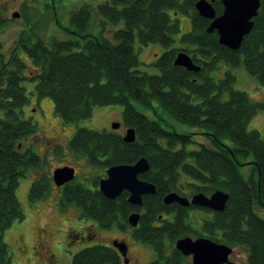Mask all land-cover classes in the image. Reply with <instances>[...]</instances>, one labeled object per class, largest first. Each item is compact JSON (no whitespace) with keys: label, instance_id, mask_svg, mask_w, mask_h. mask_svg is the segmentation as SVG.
I'll list each match as a JSON object with an SVG mask.
<instances>
[{"label":"trees","instance_id":"1","mask_svg":"<svg viewBox=\"0 0 264 264\" xmlns=\"http://www.w3.org/2000/svg\"><path fill=\"white\" fill-rule=\"evenodd\" d=\"M198 0H101L96 5L98 35L87 32L92 8L84 5L71 14L72 34L77 38L52 39L48 44L37 38L27 39L24 53L34 69L25 75L27 65L15 55L0 70V264H11L7 245L1 235L12 222L24 218L15 194L18 178L25 171L41 168V159L31 146L21 140L37 134V127L23 118L28 103L22 81L35 82L39 97L53 102L54 113L65 124L91 118L97 106L122 105L123 124L133 128L135 140L126 143L124 135L114 131L78 128L69 140V149L82 154L89 165L102 168L134 164L145 157L148 172L139 176L152 183L156 192L142 197V206L128 203V193L116 200L106 199L98 191L97 176L92 189L80 183L66 184L61 202L72 204L84 219H92L103 228L114 224L121 230L131 228L133 238L152 248L155 259L148 264H190V257L175 249L179 238L195 235L227 246L242 245L247 250V264H264V218L255 209H264V139L256 130H247L264 101L254 103L247 93L235 90V76L228 69L221 78L212 73L222 63L234 68L243 62L246 72L264 88V0L261 1L253 28L240 48L231 51L218 43L215 31L208 32L211 21L198 15ZM212 3L216 16L223 11L221 0ZM186 13L191 29L180 37L179 48H173L180 32L179 20L168 11ZM122 24V26H120ZM110 30L106 38L103 32ZM158 44L167 48L154 65L157 74L139 70L134 43ZM185 52L196 72L174 65L175 55ZM226 95V99L222 97ZM156 100L168 118L197 132L182 133L171 127L168 119L153 106ZM132 101L151 110L153 116L138 111ZM197 136L200 137L197 139ZM198 140V141H197ZM251 158L250 162L247 160ZM251 166L246 180L239 167ZM187 179L194 194L211 195L222 190L229 195L221 213L178 203L164 204L171 192L183 196L179 187ZM44 177L31 183V202L47 195ZM188 198V197H187ZM202 210L209 217L203 221L202 232L188 224L190 210ZM139 212L133 228L128 216ZM69 245L79 238L69 230ZM95 235L88 233L87 239ZM119 243L118 241H116ZM126 258L109 245H91L72 256L71 264H125Z\"/></svg>","mask_w":264,"mask_h":264},{"label":"rangeland","instance_id":"2","mask_svg":"<svg viewBox=\"0 0 264 264\" xmlns=\"http://www.w3.org/2000/svg\"><path fill=\"white\" fill-rule=\"evenodd\" d=\"M100 1L33 0L29 4V11L25 8L22 11L29 19L28 24L23 27L21 24H15V27L17 31L27 29L22 32L23 36L38 37L46 44L52 39L67 40L77 38L75 34L70 32L73 30V26L70 23L71 14L82 6L89 5L92 11L87 32L98 35L102 27L99 25L96 5ZM168 12L179 20L180 32L176 35L175 42L172 44L173 48H179L181 45L180 37L191 29V20L186 13H176L172 10ZM14 30L15 28L12 27L10 31H1L2 33H0V51H6L5 55H7V51L11 47ZM103 36L109 38L111 36L110 30L103 32ZM134 47L140 62L139 70L149 74L159 73L154 63L167 48L158 44L144 46L137 41H135ZM16 54L27 65L25 75L30 76L28 75L29 72L34 69L30 59L21 50L16 52ZM228 69L235 76V81L232 85L235 90L246 92L249 99L254 103L264 101L263 86L256 78L246 72L243 62L234 68L222 63L219 69L212 73L213 78H221ZM21 85L25 87L28 97V103L22 109L23 118L31 120L37 127V134L21 140V143L22 145L30 143L33 151L41 159L42 165L40 169L31 168L25 171V175L18 178L15 194L24 218L21 221L12 222L1 235L10 253L11 264H71L72 256L82 248L97 244L109 245L114 240L123 242L127 246L128 264L150 263L155 259L154 251L150 246L136 241L132 236L131 228L121 230L114 224L111 228L106 229L99 226L92 219L81 218L76 206L65 202L62 204V190L52 180V172L61 166L72 167L75 170L76 175L71 183H80L89 189L93 188L91 180L94 176L100 179L105 178L106 175L102 168L89 165L84 155L76 154L69 149V140L75 131L81 127L96 131H114L124 135L127 129L124 127L122 117L124 107L122 105L97 106L94 108L91 118L74 124H65L54 113L52 100L47 96L39 97L37 95L34 87L35 82L25 80L21 82ZM222 98L226 99V95ZM132 104L138 111L147 116H153L152 111L145 109L140 103L132 101ZM153 106L168 119L171 127L177 131L182 133L197 132L195 128L180 125L168 118L156 100H153ZM114 123H118L120 126L117 129H111ZM247 130L258 131L260 137L264 139L263 109L258 110L250 119L247 124ZM199 138L197 136V139ZM52 145L55 147L53 148ZM250 160L251 158L247 162H250ZM239 171L242 177L247 180L251 174V166H241ZM41 177L46 179L48 185L47 195L40 200L31 202L28 198L31 183L36 178ZM186 180H181L179 187L184 194L183 196L190 198L193 192L187 186L183 187ZM255 212L259 217L264 218L263 208H256ZM208 217L209 215L202 210H190L187 222L193 230L202 232L203 221L207 220ZM69 230H74L80 234L79 238L70 245L68 241ZM88 233L94 234L95 237L87 239ZM189 237L196 239L195 235H189ZM39 240L45 242V244L38 246ZM229 247L232 248V253L229 257L231 262L247 264L248 254L244 246Z\"/></svg>","mask_w":264,"mask_h":264},{"label":"water","instance_id":"3","mask_svg":"<svg viewBox=\"0 0 264 264\" xmlns=\"http://www.w3.org/2000/svg\"><path fill=\"white\" fill-rule=\"evenodd\" d=\"M262 0H221L223 11L216 16L212 3L207 0H198L194 9L198 15L211 23L207 28L208 32L215 31L218 36V43L231 50L240 48L242 41L253 28L252 19L257 16ZM174 65L183 67L188 71L199 70L185 52H178L175 55ZM118 123L112 125L117 129ZM133 128L126 129L123 137L124 142L132 143L135 140ZM150 165L145 157L138 159L134 164H119L108 167L105 170V178L98 181V191L108 200H116L124 191L128 193L127 201L130 205L140 208L142 197L155 194L156 189L152 183L141 180L140 175L148 172ZM75 170L72 167L63 166L54 169L52 180L57 187L73 181ZM229 195L222 190H215L210 196L203 193L194 194L190 199L171 192L163 199L164 204L178 203L183 207L189 205L208 209L212 212L221 213L225 210ZM140 213L133 212L128 216V224L135 228L139 222ZM119 254L125 258L127 246L125 243L112 242ZM175 249L184 256L190 257V264H237L231 262L229 257L232 248L214 242L210 239L199 237L191 239L183 237L176 240ZM125 264L127 262L125 261Z\"/></svg>","mask_w":264,"mask_h":264},{"label":"flooded vegetation","instance_id":"4","mask_svg":"<svg viewBox=\"0 0 264 264\" xmlns=\"http://www.w3.org/2000/svg\"><path fill=\"white\" fill-rule=\"evenodd\" d=\"M31 1L33 0H0V33L10 31L12 27L15 28V30L13 31L14 38L11 40V47L8 49L7 55L4 54L6 51H0V70L2 64H9L11 58L15 56L16 52L20 50L24 52V49L28 47L27 39H30V42L33 44L37 41L38 37L32 38L30 36H23L22 32H25L27 29H20L19 31H17L15 27V24H21L22 27L28 24L29 19L26 14L24 15L22 11L24 10V8L29 11L28 9ZM8 25L11 26L8 27ZM54 145H52L53 148L55 147ZM24 146H30V143H27V145L24 144ZM63 187H60L61 190L63 189ZM42 244L44 245L45 242L39 240L38 246H41ZM51 255L53 256V254ZM125 257H127V253ZM126 262L128 264V258H126Z\"/></svg>","mask_w":264,"mask_h":264}]
</instances>
